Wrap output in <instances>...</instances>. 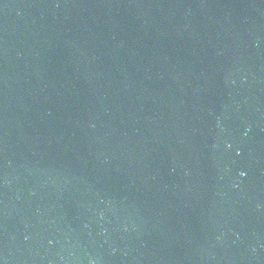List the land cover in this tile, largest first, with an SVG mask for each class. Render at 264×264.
Returning a JSON list of instances; mask_svg holds the SVG:
<instances>
[{
    "label": "water",
    "instance_id": "obj_1",
    "mask_svg": "<svg viewBox=\"0 0 264 264\" xmlns=\"http://www.w3.org/2000/svg\"><path fill=\"white\" fill-rule=\"evenodd\" d=\"M0 264H264V0H0Z\"/></svg>",
    "mask_w": 264,
    "mask_h": 264
}]
</instances>
